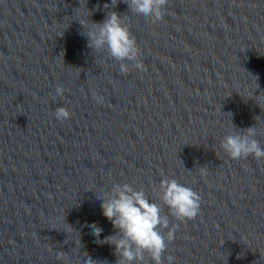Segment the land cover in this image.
Returning a JSON list of instances; mask_svg holds the SVG:
<instances>
[{
	"label": "clouds",
	"instance_id": "9594fccd",
	"mask_svg": "<svg viewBox=\"0 0 264 264\" xmlns=\"http://www.w3.org/2000/svg\"><path fill=\"white\" fill-rule=\"evenodd\" d=\"M131 13L149 18L152 23L163 20L168 0H125ZM84 28V23L79 21ZM86 35L88 47L94 52L105 51L110 58L119 62L122 74L130 71L128 62L138 67L140 64V49L130 28L123 23V16L115 11L107 14L101 22H91ZM257 81V77H256ZM259 87L257 83V88ZM57 96H63L64 89L57 86ZM93 99L97 104L104 102V97L93 92ZM58 121L70 118L71 113L65 107H58L54 112ZM225 135L220 147L233 160L253 157L264 160V147H261L255 126L243 130L237 129ZM207 166L200 167L204 174ZM160 203L149 199L145 191L134 188L130 183H117L110 191L97 195L102 201L103 215L111 221L117 231L113 235L104 237L101 243L114 245V254L118 257L115 264H146V256L152 264H172L174 257L165 252L168 243L174 240L178 225L170 226L169 216L178 221L195 219L200 213L201 196L191 187L181 184L175 178L164 176L158 187L153 189ZM167 208V213H165ZM92 234L97 238L103 228L95 223L90 225ZM166 230V231H165ZM63 253L57 258H63ZM84 264H101L92 256H87Z\"/></svg>",
	"mask_w": 264,
	"mask_h": 264
}]
</instances>
